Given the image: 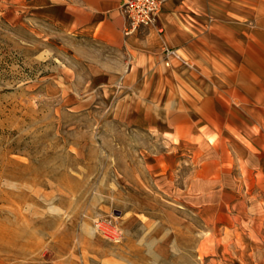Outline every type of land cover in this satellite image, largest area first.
Here are the masks:
<instances>
[{
    "label": "rangeland",
    "instance_id": "rangeland-1",
    "mask_svg": "<svg viewBox=\"0 0 264 264\" xmlns=\"http://www.w3.org/2000/svg\"><path fill=\"white\" fill-rule=\"evenodd\" d=\"M37 3L0 0V264H264V178L190 192L195 146L130 128L99 45Z\"/></svg>",
    "mask_w": 264,
    "mask_h": 264
},
{
    "label": "crops",
    "instance_id": "crops-1",
    "mask_svg": "<svg viewBox=\"0 0 264 264\" xmlns=\"http://www.w3.org/2000/svg\"><path fill=\"white\" fill-rule=\"evenodd\" d=\"M36 1L66 33L99 45L80 55L96 66L98 88L130 92L134 103L121 104L134 113L130 128L195 146L190 192H227L224 178L242 169L264 178L252 163L264 162V0H168L156 26L132 34L124 0ZM165 47L183 60L166 66Z\"/></svg>",
    "mask_w": 264,
    "mask_h": 264
},
{
    "label": "built area",
    "instance_id": "built-area-1",
    "mask_svg": "<svg viewBox=\"0 0 264 264\" xmlns=\"http://www.w3.org/2000/svg\"><path fill=\"white\" fill-rule=\"evenodd\" d=\"M168 0H124L123 13L126 16V34H132L140 28L156 26L158 17ZM165 65L170 67L172 60H183L178 49L165 47L163 50Z\"/></svg>",
    "mask_w": 264,
    "mask_h": 264
},
{
    "label": "bare ground",
    "instance_id": "bare-ground-1",
    "mask_svg": "<svg viewBox=\"0 0 264 264\" xmlns=\"http://www.w3.org/2000/svg\"><path fill=\"white\" fill-rule=\"evenodd\" d=\"M101 228L106 230V231L113 232L112 229L109 226L105 225V224H101Z\"/></svg>",
    "mask_w": 264,
    "mask_h": 264
}]
</instances>
